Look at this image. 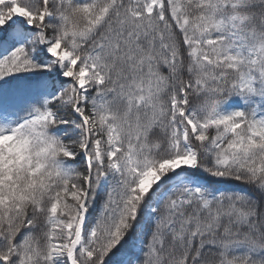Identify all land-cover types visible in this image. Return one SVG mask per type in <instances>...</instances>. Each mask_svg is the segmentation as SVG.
<instances>
[{
  "label": "snow or ice",
  "instance_id": "1",
  "mask_svg": "<svg viewBox=\"0 0 264 264\" xmlns=\"http://www.w3.org/2000/svg\"><path fill=\"white\" fill-rule=\"evenodd\" d=\"M0 264H264V0H0Z\"/></svg>",
  "mask_w": 264,
  "mask_h": 264
}]
</instances>
